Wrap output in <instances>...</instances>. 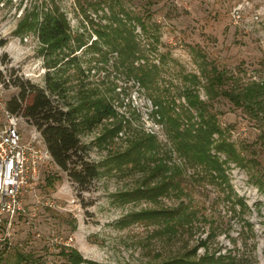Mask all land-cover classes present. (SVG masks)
<instances>
[{
	"label": "rangeland",
	"instance_id": "rangeland-1",
	"mask_svg": "<svg viewBox=\"0 0 264 264\" xmlns=\"http://www.w3.org/2000/svg\"><path fill=\"white\" fill-rule=\"evenodd\" d=\"M51 14L65 17L70 37L55 49L40 35ZM115 26L135 39L132 62L150 69L146 84L96 33ZM0 59L8 99L20 80L44 88L48 69L64 82L59 104L90 96L112 108L78 135L97 177L80 190L54 160L44 163L23 195L27 214L13 222L9 243L0 241V264H62L63 248L87 260L80 264L185 254L264 264V0H0ZM176 114L180 129L217 128L207 148L219 169L179 153L169 135ZM32 127L22 123L24 137ZM222 140L234 157L218 148ZM165 181L161 195L146 192ZM171 208V218L151 214Z\"/></svg>",
	"mask_w": 264,
	"mask_h": 264
},
{
	"label": "trees",
	"instance_id": "trees-1",
	"mask_svg": "<svg viewBox=\"0 0 264 264\" xmlns=\"http://www.w3.org/2000/svg\"><path fill=\"white\" fill-rule=\"evenodd\" d=\"M118 20V19H117ZM67 21L61 14H51L44 17L40 25V35L43 40L51 47L59 48L70 38L67 33ZM100 37H106L104 40L110 44L113 50H116L121 58V62L131 58L129 71L135 70V78L142 84H146L149 79L150 69L145 68L144 64L134 66L133 58L138 57L137 43L132 38L131 33L124 26H115L111 31L96 30ZM136 67V68H134ZM19 91L17 96L8 100V107L13 112L23 115L27 122L34 125L40 132L50 152L55 164L64 172L69 179L77 184L80 190H86L98 175V167L88 157L86 147L81 143L79 134L85 130L92 129L100 123L103 118L112 113V108L107 102L99 98L93 99L88 96L80 99L76 105L59 104L54 97L62 98L65 91L64 82L56 80L55 76L47 69L44 75L45 87H40L29 80L18 81ZM254 87H250L245 95L247 98L252 96ZM230 100L235 104L240 103L239 97L232 96L230 91H224ZM190 93H187L188 99H191ZM197 100H190V105L196 106ZM161 114L166 111L160 104ZM164 110V111H163ZM185 115V118L190 117ZM202 115V114H200ZM179 114L174 115L170 121L169 135L179 153L185 155L189 160L200 162L204 169H219L220 165L213 156L210 155L209 147L211 133L217 128L211 124L209 127L195 125V122L180 129L183 119ZM203 117V116H202ZM218 148L228 152L229 156L234 157V150L231 144H224L222 140L218 143ZM239 161L237 157L234 158ZM164 168V165H162ZM172 171L169 172L168 177ZM168 181L161 182L159 185H153L146 190L157 197L164 193L168 187ZM151 213V212H150ZM178 213V208L173 210L152 211L151 214L167 215L171 218ZM65 249V250H64ZM64 257L62 264H80L87 262L75 249L63 248L60 251ZM192 255L185 254L165 259L154 264H230L233 260H225L224 256L206 255L192 259ZM229 259V257L227 258Z\"/></svg>",
	"mask_w": 264,
	"mask_h": 264
},
{
	"label": "built area",
	"instance_id": "built-area-1",
	"mask_svg": "<svg viewBox=\"0 0 264 264\" xmlns=\"http://www.w3.org/2000/svg\"><path fill=\"white\" fill-rule=\"evenodd\" d=\"M1 71L0 59V241L9 243L13 222L27 214L25 191L39 182L41 166L53 158L34 125L29 136H23L26 119L8 107L10 79Z\"/></svg>",
	"mask_w": 264,
	"mask_h": 264
}]
</instances>
